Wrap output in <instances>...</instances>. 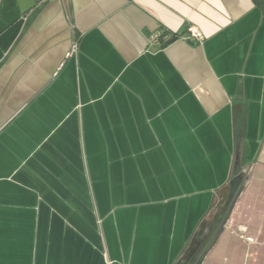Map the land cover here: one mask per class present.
Listing matches in <instances>:
<instances>
[{"label": "crops", "instance_id": "obj_1", "mask_svg": "<svg viewBox=\"0 0 264 264\" xmlns=\"http://www.w3.org/2000/svg\"><path fill=\"white\" fill-rule=\"evenodd\" d=\"M0 264H264V0H0Z\"/></svg>", "mask_w": 264, "mask_h": 264}, {"label": "trees", "instance_id": "obj_2", "mask_svg": "<svg viewBox=\"0 0 264 264\" xmlns=\"http://www.w3.org/2000/svg\"><path fill=\"white\" fill-rule=\"evenodd\" d=\"M165 37H168V39L166 41H163V38H165ZM178 38H179V35L169 34L167 32H163L162 34H160L158 40L160 41L161 47H164V46L168 45L169 43L175 41ZM239 170H240L239 162H237L235 160V158H234L232 177H230V181H229L230 183L231 182L233 183L234 188H235V186H238L239 182L242 180V178L240 176L239 177L235 176L236 172H238ZM234 190H236V189H234ZM235 192L232 191L230 193V197H229L228 201L223 205V207H219L217 212L215 213V215L213 217V221L216 224L215 225L216 226L215 227L216 230H217V228L219 226L223 225L225 223V221L228 219V217H229V215L231 213V210H232V208L234 206V195H235ZM215 238H216V236H214V240H215ZM214 240H212L210 242L208 247H210L213 244Z\"/></svg>", "mask_w": 264, "mask_h": 264}, {"label": "built area", "instance_id": "obj_3", "mask_svg": "<svg viewBox=\"0 0 264 264\" xmlns=\"http://www.w3.org/2000/svg\"><path fill=\"white\" fill-rule=\"evenodd\" d=\"M45 1H47V0H45ZM187 32H188V39L189 40L193 41L194 43H199L202 41V39H203L202 35L195 28L189 27L187 29ZM75 49H76V45L74 44L72 46V51ZM246 241L249 243L253 242V240L250 238H246Z\"/></svg>", "mask_w": 264, "mask_h": 264}, {"label": "water", "instance_id": "obj_4", "mask_svg": "<svg viewBox=\"0 0 264 264\" xmlns=\"http://www.w3.org/2000/svg\"><path fill=\"white\" fill-rule=\"evenodd\" d=\"M240 192H241V189H238L237 192H236V194H235L234 200H236V199L238 198ZM222 229H223V225H221V226L219 227V230H222Z\"/></svg>", "mask_w": 264, "mask_h": 264}]
</instances>
